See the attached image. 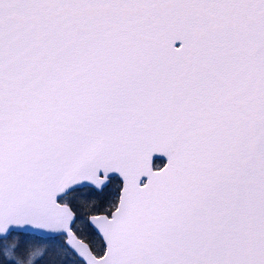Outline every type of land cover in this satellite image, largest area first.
I'll use <instances>...</instances> for the list:
<instances>
[{
    "label": "snow or ice",
    "instance_id": "snow-or-ice-1",
    "mask_svg": "<svg viewBox=\"0 0 264 264\" xmlns=\"http://www.w3.org/2000/svg\"><path fill=\"white\" fill-rule=\"evenodd\" d=\"M0 264H264V0H0Z\"/></svg>",
    "mask_w": 264,
    "mask_h": 264
}]
</instances>
